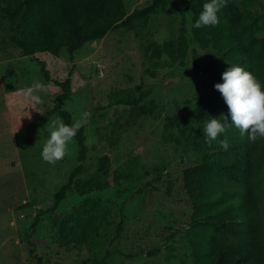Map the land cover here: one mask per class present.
I'll return each instance as SVG.
<instances>
[{
	"label": "rangeland",
	"instance_id": "rangeland-1",
	"mask_svg": "<svg viewBox=\"0 0 264 264\" xmlns=\"http://www.w3.org/2000/svg\"><path fill=\"white\" fill-rule=\"evenodd\" d=\"M124 2L130 14L153 5ZM183 23L191 35L195 22L183 0H170L73 54L64 48L59 56H23L9 43L0 10V264H37L35 256L44 264H195L191 238L197 231L184 171L203 159L209 114L226 109L214 88L225 60L216 49L191 45L183 64L169 65L164 56L155 66L146 46L176 39ZM196 53L204 72H194ZM39 61L52 79L71 78L64 109L72 124L90 114L82 127L83 161L75 137L62 160L41 158L53 124L63 120L61 89L44 78ZM35 82L44 87L40 104L22 96ZM256 210L264 246V192L256 194ZM89 232L94 237L82 243Z\"/></svg>",
	"mask_w": 264,
	"mask_h": 264
},
{
	"label": "trees",
	"instance_id": "trees-1",
	"mask_svg": "<svg viewBox=\"0 0 264 264\" xmlns=\"http://www.w3.org/2000/svg\"><path fill=\"white\" fill-rule=\"evenodd\" d=\"M1 1V0H0ZM0 10L7 20L11 45L21 50L23 56L49 52L59 56L66 48L73 54L85 44L103 39L109 32L119 28H130L136 20L147 17L155 5L165 8L170 0H153V5L136 13H128L124 0H2ZM208 0H183L195 22ZM219 23L199 29L191 28V35L183 23L176 39L161 45L152 42L146 53L155 66L183 64L191 45L201 49H216L223 53L225 64L216 81L222 82L221 74L232 65H239L251 72L264 84V4L261 0H228L217 13ZM42 73L60 87L58 114L63 123L72 124L71 114L64 109L71 95V78L54 80L45 63ZM194 54V72H204ZM203 98L200 97V100ZM225 104V102H224ZM225 110L210 113L208 119L218 118L224 122ZM153 110H150L152 113ZM83 128L75 138L80 148V160L86 158L87 147ZM227 138L229 147L224 150L220 141ZM197 143V142H195ZM206 151L201 163L184 171V185L193 206V230L191 238L195 264H264V246L257 226L256 194L264 192V139L255 142L247 134L240 135L238 129L226 126L211 144L203 137ZM258 157V163L255 159ZM256 165V178L252 176ZM82 171L77 166L69 180L56 194L57 204L65 195L72 179ZM122 226L118 228V234ZM93 232L82 234V243L89 242ZM264 237V234H263ZM30 245L33 242L28 240ZM37 264H44L35 256Z\"/></svg>",
	"mask_w": 264,
	"mask_h": 264
},
{
	"label": "clouds",
	"instance_id": "clouds-1",
	"mask_svg": "<svg viewBox=\"0 0 264 264\" xmlns=\"http://www.w3.org/2000/svg\"><path fill=\"white\" fill-rule=\"evenodd\" d=\"M227 2L228 0H208L203 4V9L195 23L191 24V28L216 26L219 23L217 13ZM221 79L222 82H217L214 88L222 95L228 107V114L224 116V122L212 118L203 125L202 133L206 142L211 144L220 134L225 133L226 126L235 127L241 136L247 134L250 141L264 139V84L239 65L229 66L221 74ZM43 91V85L35 82L23 90L22 96L30 104H40ZM89 115L87 111L83 112L71 125L57 120L43 145L41 158L48 164L62 160L66 155L67 145L88 122ZM220 146L224 150L228 149L227 138L220 141Z\"/></svg>",
	"mask_w": 264,
	"mask_h": 264
}]
</instances>
